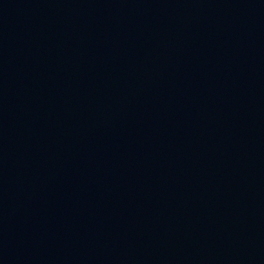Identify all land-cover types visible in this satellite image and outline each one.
<instances>
[{
	"label": "water",
	"instance_id": "water-1",
	"mask_svg": "<svg viewBox=\"0 0 264 264\" xmlns=\"http://www.w3.org/2000/svg\"><path fill=\"white\" fill-rule=\"evenodd\" d=\"M0 264H264V0H0Z\"/></svg>",
	"mask_w": 264,
	"mask_h": 264
}]
</instances>
